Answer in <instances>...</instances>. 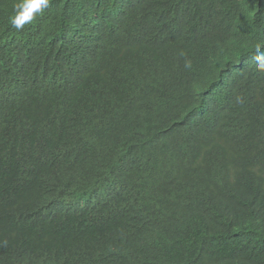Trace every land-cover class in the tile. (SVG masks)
I'll return each instance as SVG.
<instances>
[{
	"label": "trees",
	"instance_id": "trees-1",
	"mask_svg": "<svg viewBox=\"0 0 264 264\" xmlns=\"http://www.w3.org/2000/svg\"><path fill=\"white\" fill-rule=\"evenodd\" d=\"M17 3L0 0L6 264H264V0H49L22 30ZM165 28L189 38L161 51ZM117 52L133 59L95 57Z\"/></svg>",
	"mask_w": 264,
	"mask_h": 264
},
{
	"label": "clouds",
	"instance_id": "clouds-1",
	"mask_svg": "<svg viewBox=\"0 0 264 264\" xmlns=\"http://www.w3.org/2000/svg\"><path fill=\"white\" fill-rule=\"evenodd\" d=\"M263 0H260V5ZM51 6L49 5V0H18L14 8V16L11 18L12 26L17 30H22L26 24H31L34 20H36L41 14L48 15L51 12ZM262 11V9H260ZM203 21L202 23L204 31L206 34L211 30L212 32L223 24L222 18H219L218 21L215 20L214 17L209 18L207 13H203ZM219 24V25H218ZM107 37V32L98 31L94 29V31H85L84 37H82L85 44H92L95 42H100L99 39L104 41ZM189 38V33L185 29H176V28H165L159 31L158 34V48L161 49L164 45L172 43L178 40V43L186 41ZM257 39H248L246 35H243L238 41L240 43H244L247 45H252L256 42ZM159 52L158 49H156ZM113 52V51H108ZM146 52V51H145ZM147 54V53H146ZM99 60L103 57L104 59L117 58L119 61H123V59L131 60L133 59L132 53L125 52H117L108 55H96ZM93 56H86L82 58L80 62L81 73L85 79H92V74L95 70L98 69L97 63L93 60ZM254 59L257 61L258 70L264 71V44L257 43L255 46V56ZM224 71V70H223ZM205 97L208 98V94H204ZM14 112L19 118L22 117H30L31 112L26 105V101L18 100V103L14 101ZM45 208L47 211H54V206L52 203H48ZM37 224H43L38 223ZM5 241H10L18 244L21 241L20 234L18 230L13 226L11 221L6 217H0V264H6L7 255L9 251L5 245ZM98 264H131L128 255L123 252H113L107 257L103 258Z\"/></svg>",
	"mask_w": 264,
	"mask_h": 264
},
{
	"label": "bare ground",
	"instance_id": "bare-ground-1",
	"mask_svg": "<svg viewBox=\"0 0 264 264\" xmlns=\"http://www.w3.org/2000/svg\"><path fill=\"white\" fill-rule=\"evenodd\" d=\"M85 154V153H84Z\"/></svg>",
	"mask_w": 264,
	"mask_h": 264
}]
</instances>
